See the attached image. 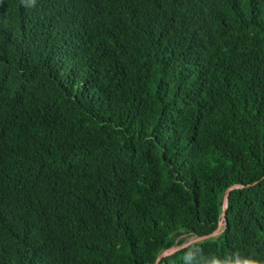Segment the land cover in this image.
Instances as JSON below:
<instances>
[{"label": "trees", "instance_id": "16d2710c", "mask_svg": "<svg viewBox=\"0 0 264 264\" xmlns=\"http://www.w3.org/2000/svg\"><path fill=\"white\" fill-rule=\"evenodd\" d=\"M155 262L264 264V0H0V264Z\"/></svg>", "mask_w": 264, "mask_h": 264}, {"label": "water", "instance_id": "95a60500", "mask_svg": "<svg viewBox=\"0 0 264 264\" xmlns=\"http://www.w3.org/2000/svg\"><path fill=\"white\" fill-rule=\"evenodd\" d=\"M234 187H243V184H234V185L228 187V188L225 190V192H224V196H223V209H225V207H226V198H227V194H228L229 190L232 189V188H234ZM224 218H225V213H224V211H223V212L221 213V220L219 221V223H218L216 229H215L213 232H211V233H209V234H206V235H201V236H198V237L192 238V239H190L189 241H187V242H185V243H183V244H181V245H179V246L171 247V248L169 249L170 252H173V251L179 249L180 247L186 246V245H188L189 243H191V242H193V241L201 240V239H203V238H206V237H208V236H211V235H213V234L218 233L219 230H220V227H221V225H222V220H223ZM170 252H169V253H170ZM166 253H167L166 251L160 253V254L158 255L157 259H156V262H157V260H159L162 256L166 255ZM156 262H155L154 264H156Z\"/></svg>", "mask_w": 264, "mask_h": 264}, {"label": "rangeland", "instance_id": "374dc122", "mask_svg": "<svg viewBox=\"0 0 264 264\" xmlns=\"http://www.w3.org/2000/svg\"><path fill=\"white\" fill-rule=\"evenodd\" d=\"M190 240V239H189Z\"/></svg>", "mask_w": 264, "mask_h": 264}]
</instances>
